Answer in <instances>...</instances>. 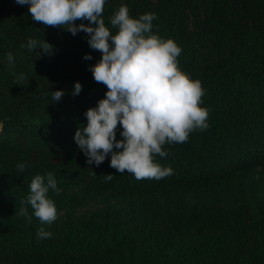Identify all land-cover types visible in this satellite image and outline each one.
Returning a JSON list of instances; mask_svg holds the SVG:
<instances>
[{"label":"trees","instance_id":"trees-1","mask_svg":"<svg viewBox=\"0 0 264 264\" xmlns=\"http://www.w3.org/2000/svg\"><path fill=\"white\" fill-rule=\"evenodd\" d=\"M121 5L133 18L154 13L145 35L182 49L178 67L200 82L208 127L154 154L173 170L160 180L119 173L111 153L87 164L74 135L105 97L90 67L102 53L88 34L45 26L29 5L0 0V264H264V0H105L113 34ZM29 39L46 40L52 53L30 51ZM121 131L118 122L117 140ZM48 173L61 189L47 194L57 209L51 224L21 204L32 178ZM40 228L51 237L38 238Z\"/></svg>","mask_w":264,"mask_h":264},{"label":"clouds","instance_id":"clouds-1","mask_svg":"<svg viewBox=\"0 0 264 264\" xmlns=\"http://www.w3.org/2000/svg\"><path fill=\"white\" fill-rule=\"evenodd\" d=\"M29 5L31 18L45 26H60L76 35L88 34L90 48L102 53L101 59L90 66L96 82L106 85L105 97L97 106L87 109V125L78 128L74 135L87 164L99 166L111 153L110 167L119 173H131L137 180H160L173 173L170 167H161L153 156H167L166 143H184L189 133L208 127V110L200 106L204 90L198 80L191 79L178 67L177 57L182 49L171 40H163L152 32L154 13H144L138 18L129 15L126 5H121L110 17V24L118 28L115 34L103 17L105 0H16ZM87 20L89 23L76 24ZM111 39V45L109 43ZM23 47V45H22ZM27 48L43 49L51 54L53 46L29 39ZM8 61L13 55L8 53ZM84 59H92L86 54ZM21 74L15 84L22 85ZM82 85L75 83L73 95L80 93ZM52 100L59 101L63 90L51 91ZM122 125L117 140V124ZM17 170L23 172L24 164ZM93 174L96 173L93 171ZM46 179V183H45ZM112 174L105 180L111 181ZM49 189L59 194L52 173L46 178L35 175L29 185V193L21 204L29 205L41 223L51 224L57 218L54 201L48 198ZM21 215L27 216V208L21 207ZM31 220L30 216H27ZM51 232L38 230L40 239L50 238Z\"/></svg>","mask_w":264,"mask_h":264}]
</instances>
